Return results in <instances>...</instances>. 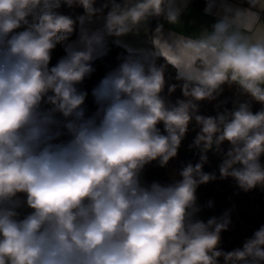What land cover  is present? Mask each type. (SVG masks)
Here are the masks:
<instances>
[{"label": "clouds", "instance_id": "9594fccd", "mask_svg": "<svg viewBox=\"0 0 264 264\" xmlns=\"http://www.w3.org/2000/svg\"><path fill=\"white\" fill-rule=\"evenodd\" d=\"M94 3L0 0V264H264V225L242 248L224 251L230 216L197 218L196 195L217 179L203 171L209 150L222 155L220 179L244 192L264 189V0H247L249 7L229 9L211 30L171 43L158 25L154 51L125 57L109 72L92 92L98 110L86 118L87 92L77 85L94 72L106 36L138 32L152 17L179 22L173 0ZM62 5L81 6L89 18L110 8L103 29L81 30V47L66 46L49 67L52 51L75 31ZM161 56L183 81L185 99L174 104L162 95ZM224 85L250 99L200 114L198 102L215 100ZM253 101L261 105L255 113ZM193 122L199 132L190 147L199 162L172 183L143 185L145 166L176 157ZM19 193L31 209L23 216Z\"/></svg>", "mask_w": 264, "mask_h": 264}, {"label": "trees", "instance_id": "16d2710c", "mask_svg": "<svg viewBox=\"0 0 264 264\" xmlns=\"http://www.w3.org/2000/svg\"><path fill=\"white\" fill-rule=\"evenodd\" d=\"M195 2L199 4L200 0H195ZM108 3L109 0H95L94 7L99 9ZM109 8H104L101 13L107 12ZM58 11L62 14L69 15L76 21L75 31L69 39L74 38L77 33V18L81 13H85L83 7L75 6L68 8L66 5H62ZM154 19L158 20L159 18L154 17ZM64 44H58L52 51L49 67L55 66L59 59L67 55ZM152 51L150 48L146 52H129L117 44L107 43L105 51L91 62L94 72L89 77H86L82 83L77 85L78 90L87 92L84 104L89 114L85 115V117H91L97 112L99 105L96 103L92 92L109 72L115 70L125 57L133 56L143 60ZM155 63L157 66H165L166 84L162 93L165 99L173 104L178 99H185L181 91L183 81L176 79V70L170 64H167L162 57H157ZM170 85H177L176 90L171 94L168 93V87ZM248 99L250 98L240 95L239 90L235 86L229 87L228 85H224L222 93L215 100L198 102L199 112L205 116H215L217 111H223L224 109L231 110L236 106L237 101L244 102ZM260 108L261 105L259 103L252 102V111L254 113L259 111ZM158 127L163 132V124L161 123ZM198 132L199 128L195 126L194 122L189 125V130L181 142L177 156L170 159L166 166L160 167L158 161H152L145 166L141 173V179L145 181L146 186L152 182H159L166 185L181 179L179 172L183 167L188 163L195 165L199 162L198 150L190 147ZM222 147L226 152L229 145L225 142ZM207 157L208 160L203 166V171L206 173H215L217 179L198 187L196 195L198 198L197 203L201 211L197 213V218L206 222L211 217H221L225 212H228L231 224L227 231L221 233L220 248L224 251L242 248L246 239L251 238L253 233L261 225H264V189L257 187L248 192H244L238 188L232 178L220 179L219 165L222 162V155L215 153L214 150H209ZM261 162L264 163V157L261 158ZM18 197L21 201V207L17 211L20 212L21 216L26 215L31 211L23 203L26 201V196L23 193H19ZM209 200L213 201V205L210 208L206 206Z\"/></svg>", "mask_w": 264, "mask_h": 264}, {"label": "crops", "instance_id": "0c3cea01", "mask_svg": "<svg viewBox=\"0 0 264 264\" xmlns=\"http://www.w3.org/2000/svg\"><path fill=\"white\" fill-rule=\"evenodd\" d=\"M173 6L179 9V22L177 24H169L163 17L158 20L152 17L138 32L129 33L122 37L106 36L105 45L97 57L105 51L107 43L117 44L129 52H146L150 48L154 51L152 38L158 25H162L161 39L171 43L176 35L198 36L204 29L211 30V26L218 19L231 14L229 9L249 7L247 0H200L199 4H196L195 0H173ZM107 12L97 13L91 18L86 13H81L78 18L82 19L77 18V33L74 38L65 42L64 49L68 45H72L76 49L81 47L79 44L81 30H86L91 34L103 29ZM261 16L264 18V13H261ZM44 107L47 108L48 106L45 105ZM56 118L63 122L64 118L59 113L56 114ZM68 139H70L68 135L60 137L61 141ZM220 264H223L222 258Z\"/></svg>", "mask_w": 264, "mask_h": 264}, {"label": "built area", "instance_id": "2783aa9c", "mask_svg": "<svg viewBox=\"0 0 264 264\" xmlns=\"http://www.w3.org/2000/svg\"><path fill=\"white\" fill-rule=\"evenodd\" d=\"M82 107H83V108H84V110H85V115H88V114H89V111L87 110V108H86L85 104H84Z\"/></svg>", "mask_w": 264, "mask_h": 264}, {"label": "water", "instance_id": "95a60500", "mask_svg": "<svg viewBox=\"0 0 264 264\" xmlns=\"http://www.w3.org/2000/svg\"><path fill=\"white\" fill-rule=\"evenodd\" d=\"M17 31H22V29H18ZM141 183L145 185V181L143 179H141Z\"/></svg>", "mask_w": 264, "mask_h": 264}, {"label": "rangeland", "instance_id": "374dc122", "mask_svg": "<svg viewBox=\"0 0 264 264\" xmlns=\"http://www.w3.org/2000/svg\"><path fill=\"white\" fill-rule=\"evenodd\" d=\"M146 186V185H145Z\"/></svg>", "mask_w": 264, "mask_h": 264}]
</instances>
